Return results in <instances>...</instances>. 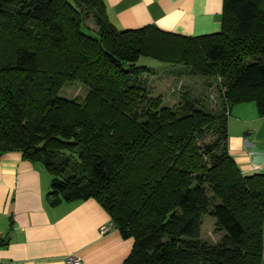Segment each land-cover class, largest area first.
I'll list each match as a JSON object with an SVG mask.
<instances>
[{
  "label": "trees",
  "instance_id": "16d2710c",
  "mask_svg": "<svg viewBox=\"0 0 264 264\" xmlns=\"http://www.w3.org/2000/svg\"><path fill=\"white\" fill-rule=\"evenodd\" d=\"M141 56L214 79L220 110L187 90L173 106L152 97ZM71 80L82 100L59 95ZM250 102L264 117V0H223L219 31L198 36L119 30L103 0H0V156L41 163L50 206L94 199L133 240L122 264H261L264 173L227 147L231 109Z\"/></svg>",
  "mask_w": 264,
  "mask_h": 264
},
{
  "label": "crops",
  "instance_id": "0c3cea01",
  "mask_svg": "<svg viewBox=\"0 0 264 264\" xmlns=\"http://www.w3.org/2000/svg\"><path fill=\"white\" fill-rule=\"evenodd\" d=\"M103 2L108 20L119 30L152 24L163 31L198 36L220 29L223 0ZM241 107L235 111L241 113ZM257 121H249L246 133L228 137L229 153L243 173L258 166L244 146L247 139L264 141V132L255 138ZM50 182L43 165L24 160L20 152L0 156V237L6 240L0 245V262L73 264L66 257L75 255L80 258L75 264H122L133 240L123 238L113 227L105 234L99 232L110 219L94 199L50 206L46 200Z\"/></svg>",
  "mask_w": 264,
  "mask_h": 264
},
{
  "label": "rangeland",
  "instance_id": "374dc122",
  "mask_svg": "<svg viewBox=\"0 0 264 264\" xmlns=\"http://www.w3.org/2000/svg\"><path fill=\"white\" fill-rule=\"evenodd\" d=\"M86 26L95 30V25L91 19H87ZM85 31V28L82 27ZM95 35V33H93ZM138 64H143L151 67L153 72H149L143 75V79L147 80L150 95L152 97L161 98L163 104L173 106L180 100V94L187 90L192 96H196L202 100V103L212 112L220 110V98L217 90V82L214 79H207L200 76H191L185 73H176V68L180 65L171 66L167 63H163L150 57L141 56L137 60ZM86 89L79 81L71 80L62 87L59 95L65 98H76L82 100L85 96ZM237 106L241 107V113L235 111ZM239 108V107H238ZM228 115V137L235 134H244L248 130L249 121L258 120L255 124L258 127V135H262L264 132V120L263 117H259L255 111L253 103H242L235 105ZM243 119L245 121H243ZM242 127V128H241ZM244 131V132H243ZM215 137V133L208 132L205 138L201 142H212ZM257 139H247V143L244 144L245 148L249 152L250 160L256 166L249 172L244 173H264V141ZM251 143V144H250ZM227 147L229 149V141L227 140ZM244 158V157H243ZM236 159V158H234ZM261 163V165L259 164ZM215 218L204 214L201 217L200 226V239L208 244H215L220 239L221 234L214 232Z\"/></svg>",
  "mask_w": 264,
  "mask_h": 264
},
{
  "label": "built area",
  "instance_id": "2783aa9c",
  "mask_svg": "<svg viewBox=\"0 0 264 264\" xmlns=\"http://www.w3.org/2000/svg\"><path fill=\"white\" fill-rule=\"evenodd\" d=\"M112 227H113V225H112V223L109 221L108 223L103 224V225L100 226V228H99V232H100L101 234H105V233H107ZM66 261H67L68 263H73V264H75V263H79V262H80V258L77 257V256H75V255H70V256H67V257H66ZM0 264H13V263H12V262H0Z\"/></svg>",
  "mask_w": 264,
  "mask_h": 264
}]
</instances>
